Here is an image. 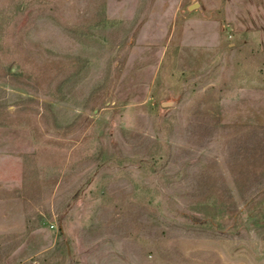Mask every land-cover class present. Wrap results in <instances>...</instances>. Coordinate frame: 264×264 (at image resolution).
Segmentation results:
<instances>
[{"label": "rangeland", "instance_id": "rangeland-1", "mask_svg": "<svg viewBox=\"0 0 264 264\" xmlns=\"http://www.w3.org/2000/svg\"><path fill=\"white\" fill-rule=\"evenodd\" d=\"M0 264H264V0H0Z\"/></svg>", "mask_w": 264, "mask_h": 264}, {"label": "water", "instance_id": "water-1", "mask_svg": "<svg viewBox=\"0 0 264 264\" xmlns=\"http://www.w3.org/2000/svg\"><path fill=\"white\" fill-rule=\"evenodd\" d=\"M188 9L189 10H193L194 9V6H190Z\"/></svg>", "mask_w": 264, "mask_h": 264}]
</instances>
